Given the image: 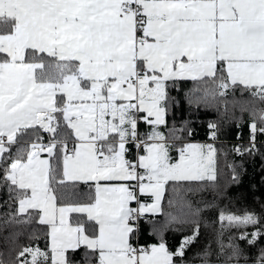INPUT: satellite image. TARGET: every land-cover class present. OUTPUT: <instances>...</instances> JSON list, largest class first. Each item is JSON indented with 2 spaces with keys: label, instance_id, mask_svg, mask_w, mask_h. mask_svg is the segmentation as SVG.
<instances>
[{
  "label": "snow or ice",
  "instance_id": "snow-or-ice-1",
  "mask_svg": "<svg viewBox=\"0 0 264 264\" xmlns=\"http://www.w3.org/2000/svg\"><path fill=\"white\" fill-rule=\"evenodd\" d=\"M206 77L264 105V0H0V209L5 224L48 229L47 249L20 247L7 264H183L199 223L173 251L140 244L139 222L161 212L169 182L217 178L211 144L177 148L159 131L169 83ZM253 117L247 151L264 107ZM218 219L255 229L219 244L218 264H239L236 241L264 236V209ZM198 255L212 264L210 248Z\"/></svg>",
  "mask_w": 264,
  "mask_h": 264
},
{
  "label": "trees",
  "instance_id": "trees-1",
  "mask_svg": "<svg viewBox=\"0 0 264 264\" xmlns=\"http://www.w3.org/2000/svg\"><path fill=\"white\" fill-rule=\"evenodd\" d=\"M220 91L207 77L196 81L178 79L170 82L169 100L165 105L167 123L159 128L179 148L184 143L206 139L213 131L209 125H216V180L169 182L161 212L147 214L140 224V244L151 245L162 238L174 251L182 237L191 235L194 224L199 223V236L186 250L183 264H201L198 253L206 247L212 252L209 258L212 264H218L220 242L227 245L229 237H238L241 231L251 233L255 230L251 226L241 229L222 226L218 219L220 211L242 215L246 211L259 214L264 209V135L257 134L255 149L246 150L251 149L253 110L264 105L249 103L252 98L247 92L242 93L240 85L229 87L223 96L219 95ZM139 126L141 133L150 131L144 122H140ZM40 135L47 141L50 134L41 130ZM25 139L31 142L35 136ZM237 147H241L242 152L236 151ZM172 155L175 157L176 153ZM0 198L7 199L6 190H0ZM169 200L173 201L172 205H169ZM5 211L8 209H0V260L7 264L14 259L16 251L26 245L47 249L46 226L39 225L35 220L30 224L14 221L5 224L8 219L2 214ZM170 214L188 223H169ZM236 242L243 249L239 264H255L261 251H264V236L251 245L247 241ZM223 259V256L219 257L220 261ZM176 264H181V260L177 259Z\"/></svg>",
  "mask_w": 264,
  "mask_h": 264
},
{
  "label": "built area",
  "instance_id": "built-area-1",
  "mask_svg": "<svg viewBox=\"0 0 264 264\" xmlns=\"http://www.w3.org/2000/svg\"><path fill=\"white\" fill-rule=\"evenodd\" d=\"M139 125H140V124H139ZM139 131H140V126H139ZM250 136H251V134H250ZM216 141H217L216 136L213 137L212 135H209V137H207V138L204 139V140H201L200 142H201L203 145L211 144V145L214 147ZM44 142L46 143L47 141H44ZM239 148H240V152H242L241 147H239ZM133 152H135V149H134V148H133ZM144 202H145V203H150L149 198H148V197H145V198H144ZM146 216H147V214H146L143 218H145ZM143 218H141V220H142ZM141 220H140V222H139L140 224H141Z\"/></svg>",
  "mask_w": 264,
  "mask_h": 264
},
{
  "label": "crops",
  "instance_id": "crops-1",
  "mask_svg": "<svg viewBox=\"0 0 264 264\" xmlns=\"http://www.w3.org/2000/svg\"><path fill=\"white\" fill-rule=\"evenodd\" d=\"M149 130L151 131V129H150V127H149ZM159 131H161L160 129H159ZM193 142H196V141H193ZM188 143H192V142H188ZM197 143V142H196ZM198 143H201V142H199L198 141ZM174 157V156H173ZM149 198V197H148ZM149 200L151 201V198H149Z\"/></svg>",
  "mask_w": 264,
  "mask_h": 264
},
{
  "label": "rangeland",
  "instance_id": "rangeland-1",
  "mask_svg": "<svg viewBox=\"0 0 264 264\" xmlns=\"http://www.w3.org/2000/svg\"><path fill=\"white\" fill-rule=\"evenodd\" d=\"M193 144H201V145H203L202 143H196V142H193V141H191ZM200 142V141H199ZM150 203H151V201H150Z\"/></svg>",
  "mask_w": 264,
  "mask_h": 264
}]
</instances>
